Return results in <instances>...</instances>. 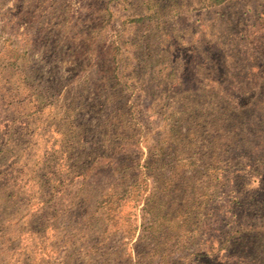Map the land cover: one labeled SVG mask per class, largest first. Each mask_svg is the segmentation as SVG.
<instances>
[{
  "label": "rangeland",
  "instance_id": "obj_1",
  "mask_svg": "<svg viewBox=\"0 0 264 264\" xmlns=\"http://www.w3.org/2000/svg\"><path fill=\"white\" fill-rule=\"evenodd\" d=\"M0 264H264V0H0Z\"/></svg>",
  "mask_w": 264,
  "mask_h": 264
}]
</instances>
